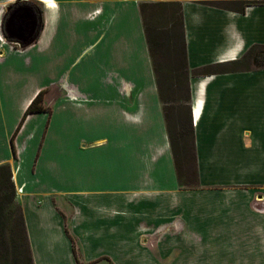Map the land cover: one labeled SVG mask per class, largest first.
<instances>
[{
    "label": "crops",
    "instance_id": "1",
    "mask_svg": "<svg viewBox=\"0 0 264 264\" xmlns=\"http://www.w3.org/2000/svg\"><path fill=\"white\" fill-rule=\"evenodd\" d=\"M40 1L49 15L30 5L41 16L31 46L0 27V165L12 169L34 264H264V69L190 79L200 184L184 189L140 9L157 2ZM219 1L264 0H178L191 70L264 46V5L206 4ZM53 88L63 95L51 115L26 117L15 157L26 110Z\"/></svg>",
    "mask_w": 264,
    "mask_h": 264
},
{
    "label": "trees",
    "instance_id": "2",
    "mask_svg": "<svg viewBox=\"0 0 264 264\" xmlns=\"http://www.w3.org/2000/svg\"><path fill=\"white\" fill-rule=\"evenodd\" d=\"M206 4L243 13L247 6L264 5V1H219ZM140 9L159 96L164 105L179 184L184 189H194L200 182L195 128L189 105L190 79L219 73L263 70L264 46H252L238 61L191 70L188 64L182 4L178 1L143 3ZM45 93L46 91H41L32 101L12 137L15 157V136L26 117L36 112L52 114L51 108L44 103ZM73 245L78 259L74 241ZM0 264H34L23 210L17 200L13 172L7 164L0 165Z\"/></svg>",
    "mask_w": 264,
    "mask_h": 264
},
{
    "label": "water",
    "instance_id": "3",
    "mask_svg": "<svg viewBox=\"0 0 264 264\" xmlns=\"http://www.w3.org/2000/svg\"><path fill=\"white\" fill-rule=\"evenodd\" d=\"M7 12L10 14V18L5 25L2 23L3 38L8 42L20 45L22 48L34 44L40 35L41 16H38L32 6H19L18 2L10 5Z\"/></svg>",
    "mask_w": 264,
    "mask_h": 264
},
{
    "label": "rangeland",
    "instance_id": "4",
    "mask_svg": "<svg viewBox=\"0 0 264 264\" xmlns=\"http://www.w3.org/2000/svg\"><path fill=\"white\" fill-rule=\"evenodd\" d=\"M14 1H16V0H0V27H1V24H2V22L4 21V23H6V21L4 20V17H5V12H6V7L10 4V3H12V2H14ZM54 1V0H53ZM163 1H178V0H153V1H150V2H163ZM33 3H36L37 5H39L42 9H43V11H44V14H45V16L46 15H49V9L46 7V3L45 2H43V1H40V0H21V2H19L18 4H19V6H23V5H32ZM46 8H47V10H46ZM24 14V13H23ZM23 14H20L21 16L23 15ZM9 18H10V16H9ZM21 18V17H20ZM48 21H49V24H50V20L48 19ZM63 25H65V24H63ZM86 33V32H85ZM85 33H83V31H80L79 32V37H78V43L80 42V40H79V38L80 39H82V37H86L87 36V34H85ZM82 36V37H81ZM1 37V36H0ZM70 42H72V43H75V42H73L72 40H71V38H69L68 39ZM122 40V39H121ZM61 67V66H60ZM49 70H51V72L49 71ZM58 71L59 70H57L56 69V66H55V64H52V67L50 68V69H48V79H54L55 77H56V73H58ZM63 95V93L62 92H60L59 90H57L56 88H53L52 90H50V92L47 94V96L45 97V100L47 101H45L46 102V105L47 106H49V107H51L52 108V106H53V100L54 99H57L59 96H62ZM56 106V105H55ZM55 113H56V116H57V119H58V121H59V119L61 118V117H63V116H65V114H66V112L63 110V109H61V108H59V107H57L56 106V111H55ZM63 119V118H62ZM5 122L2 120V118L0 117V125H2V124H4ZM86 127V126H85ZM59 129V128H58ZM60 131L62 132V136L63 137H71V133H70V130H68V131H64V130H62V129H60ZM83 132V131H82ZM82 134V135H81ZM80 135H81V137L82 138H84V139H88V137H90L91 136V134H89L88 133V131L87 130H85L83 133H81V131H80ZM92 137H97V135H95V136H93V134H92ZM256 203L255 204H258V206L260 207V209H259V211H264V208L262 209V207L264 206V199L263 198H256ZM259 204H261L262 206H260ZM256 209H257V206H256Z\"/></svg>",
    "mask_w": 264,
    "mask_h": 264
}]
</instances>
